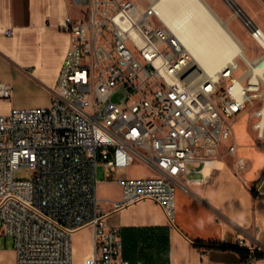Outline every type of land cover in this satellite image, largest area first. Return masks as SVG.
<instances>
[{
    "label": "built area",
    "instance_id": "obj_1",
    "mask_svg": "<svg viewBox=\"0 0 264 264\" xmlns=\"http://www.w3.org/2000/svg\"><path fill=\"white\" fill-rule=\"evenodd\" d=\"M72 1L88 13L60 22L72 45L50 105L0 114V235L13 238L11 264H76L72 236L89 226L94 252L84 264H133L118 231L106 225L100 168L106 177L135 162L153 170L151 177L116 179L121 198L113 206L152 200L174 225L175 192L187 190L188 164L217 156L233 136L235 116L254 109L253 129L264 139V78L254 69L260 62L239 54L202 76L158 16L156 0ZM240 13L264 51L263 29ZM11 92L0 82V97ZM236 149L230 143L227 152ZM245 165L238 157L236 168ZM23 168L29 177H16ZM250 250L264 255V245Z\"/></svg>",
    "mask_w": 264,
    "mask_h": 264
},
{
    "label": "crops",
    "instance_id": "obj_2",
    "mask_svg": "<svg viewBox=\"0 0 264 264\" xmlns=\"http://www.w3.org/2000/svg\"><path fill=\"white\" fill-rule=\"evenodd\" d=\"M244 1L264 31V0ZM81 8L72 0H0V82L12 87L10 98L0 97V114L50 105L72 45L71 35L60 28V22L67 15L79 18ZM254 122L255 118L252 135L240 132L237 139L234 130L212 161L188 164L187 190L177 187L175 192L174 225H169L162 208L152 200L120 209L113 206L121 198L116 179L153 176L146 165L135 162L112 177L99 179L105 222L118 231L124 258L133 264H245L251 260L264 264V255L250 250L264 245V139L258 138ZM230 143L237 147L233 155L227 152ZM238 157L246 162L240 171ZM94 237L91 226L73 234L76 264H84L93 255Z\"/></svg>",
    "mask_w": 264,
    "mask_h": 264
},
{
    "label": "bare ground",
    "instance_id": "obj_3",
    "mask_svg": "<svg viewBox=\"0 0 264 264\" xmlns=\"http://www.w3.org/2000/svg\"><path fill=\"white\" fill-rule=\"evenodd\" d=\"M228 2L234 5V1ZM154 8L162 22L190 52L200 75H214L239 54L248 57L244 43L206 0H156ZM236 14H241L239 8ZM259 40L264 46V36ZM247 61L260 62L254 69L264 78V51ZM261 125L264 128V120Z\"/></svg>",
    "mask_w": 264,
    "mask_h": 264
},
{
    "label": "rangeland",
    "instance_id": "obj_4",
    "mask_svg": "<svg viewBox=\"0 0 264 264\" xmlns=\"http://www.w3.org/2000/svg\"><path fill=\"white\" fill-rule=\"evenodd\" d=\"M232 1H234L233 6H231L228 0H206L212 10H214V12L222 18L223 22L230 26L231 30L235 33V35H237L239 39L244 43L247 50V56L251 59H254L263 50L251 38L249 32L244 26L242 18L236 14V10L239 8L242 11L243 16L250 17L256 22L255 15L250 11L244 0ZM81 9L83 15H87L88 8L82 7ZM115 100H117V98H115ZM253 111L254 109L250 107L246 111L241 112L232 119L237 139L238 133L240 132H245L250 135L253 134V131L251 129V124L254 119ZM29 175V171L24 168L16 173V177L20 178H27L29 177ZM98 175L100 178L103 176V171L101 168L98 171ZM15 261L16 251L13 247V238L8 235H0V263L11 264Z\"/></svg>",
    "mask_w": 264,
    "mask_h": 264
},
{
    "label": "trees",
    "instance_id": "obj_5",
    "mask_svg": "<svg viewBox=\"0 0 264 264\" xmlns=\"http://www.w3.org/2000/svg\"><path fill=\"white\" fill-rule=\"evenodd\" d=\"M241 252L244 253V254H247L246 250L241 249Z\"/></svg>",
    "mask_w": 264,
    "mask_h": 264
}]
</instances>
